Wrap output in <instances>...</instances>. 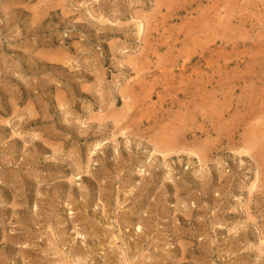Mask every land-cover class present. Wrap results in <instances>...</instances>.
Segmentation results:
<instances>
[{
    "label": "rangeland",
    "instance_id": "374dc122",
    "mask_svg": "<svg viewBox=\"0 0 264 264\" xmlns=\"http://www.w3.org/2000/svg\"><path fill=\"white\" fill-rule=\"evenodd\" d=\"M0 264H264V0H0Z\"/></svg>",
    "mask_w": 264,
    "mask_h": 264
}]
</instances>
